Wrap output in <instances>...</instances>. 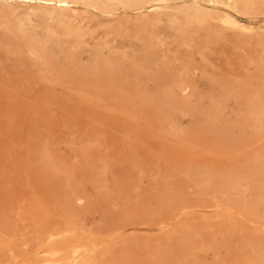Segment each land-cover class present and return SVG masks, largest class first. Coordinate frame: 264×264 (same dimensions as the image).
I'll return each mask as SVG.
<instances>
[{"label": "rangeland", "instance_id": "obj_1", "mask_svg": "<svg viewBox=\"0 0 264 264\" xmlns=\"http://www.w3.org/2000/svg\"><path fill=\"white\" fill-rule=\"evenodd\" d=\"M75 8L119 71L69 43L45 66L0 34V264L74 243L85 264H264V21Z\"/></svg>", "mask_w": 264, "mask_h": 264}, {"label": "bare ground", "instance_id": "obj_2", "mask_svg": "<svg viewBox=\"0 0 264 264\" xmlns=\"http://www.w3.org/2000/svg\"><path fill=\"white\" fill-rule=\"evenodd\" d=\"M177 1L180 0H0V34L18 39L26 46L28 56L47 66L45 54L48 45L69 43L75 50L84 49L88 44L91 32L81 25V21L77 22L75 6L78 4L100 13L107 23L119 20L122 13L134 12L137 15L133 22L135 26L156 23L161 19L162 12L170 9L176 10L172 20H179V14H184L187 25H203L208 20H216L231 28L253 29L228 13H218L219 9L242 11L250 18L264 21V0H191V6L185 9L175 8ZM129 24L132 23L124 19L119 21L117 27L125 28ZM85 51L91 54L97 69L112 73L122 67V60L104 55L101 46L91 51H76L70 59L78 58ZM181 89L184 91L186 87ZM255 113L258 118H263L264 105L255 108ZM62 236V232L52 233L49 240L55 241ZM40 252L41 263L14 259L12 264H85L87 247L74 243L67 250L50 246Z\"/></svg>", "mask_w": 264, "mask_h": 264}]
</instances>
